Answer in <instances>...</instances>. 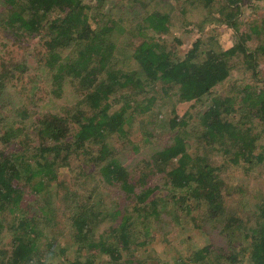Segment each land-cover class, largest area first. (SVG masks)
<instances>
[{
	"label": "trees",
	"instance_id": "1",
	"mask_svg": "<svg viewBox=\"0 0 264 264\" xmlns=\"http://www.w3.org/2000/svg\"><path fill=\"white\" fill-rule=\"evenodd\" d=\"M130 1L141 17L132 22L133 36L142 39L132 71L123 67L110 37L120 19L91 24L92 13L106 18L101 12L107 5L113 15L127 14L121 1L0 0V264H41L44 239L62 263L147 264L132 246L146 252L155 235L168 240L186 228L181 216L210 243L176 264H264V196L257 192L254 217L240 212L234 197L245 195L244 185L228 176L242 164L264 172V78L258 68L264 65V19L240 32L238 17L250 0H222L219 9L216 0ZM179 8L181 26L195 25L202 36L229 26L238 42L224 50L216 36H201L178 59L155 37L173 31ZM34 41L39 47H31ZM30 50L33 70L18 60ZM234 58L252 78L215 93L229 81ZM45 81L53 100L73 97L62 113L41 109L47 96L36 102ZM13 92L21 100L6 110ZM177 103H193L192 110L180 118ZM167 106L169 118L157 116L147 130L139 127L145 156L132 166L123 152L139 151L133 142L137 117ZM164 133L169 138L159 145ZM217 155L224 163L214 161ZM65 172L72 180L60 181ZM87 180L94 189L84 188ZM44 191L50 203L37 209L29 204ZM236 231L243 247L233 241Z\"/></svg>",
	"mask_w": 264,
	"mask_h": 264
},
{
	"label": "rangeland",
	"instance_id": "2",
	"mask_svg": "<svg viewBox=\"0 0 264 264\" xmlns=\"http://www.w3.org/2000/svg\"><path fill=\"white\" fill-rule=\"evenodd\" d=\"M121 1V4L127 8L126 13L127 14H121V15H113L112 14V5H107L104 9V12H101L103 17H106L105 19L96 18L94 17V13H92L91 17V24L93 28H97V22L99 20H107L109 18H119L120 24L115 32L110 36L112 38L113 42H116L118 44V54H120V60L123 61V67L127 69L128 71H132L135 69L136 63L131 60L132 55L134 54L135 48L140 45L142 42V39H134L133 33L136 32L137 25L132 22H139L137 21V18L140 19V12L139 9L132 8L133 3L130 0H115V3H118ZM149 1V0H147ZM87 4H90L89 2H86ZM222 0H216L215 9H219L221 7ZM94 5V4H92ZM135 13V15H132ZM183 19V14L181 12V8L175 10L172 17V23H173V31L170 32L169 35L166 36H156L155 41L160 43L162 47H164L168 52L175 53L177 55L178 59H183L185 56V53L190 50L193 47V44L196 42L197 39L201 38V34L199 33L198 27L195 25L191 26H181ZM264 19V0H250L248 5H245L242 11V14L240 17H238V21L241 23L240 32L247 33L250 31L251 22L256 20L257 23L261 24L262 20ZM255 22V21H254ZM195 26V27H194ZM208 33L204 34L202 36V39L204 41L208 37V35L216 36L217 43L220 44V46L224 50H228L229 48L233 47L238 42V36L235 35L234 30L232 28H229V26L222 25L221 27L218 26V28H210L207 30ZM165 41V43L163 42ZM257 44V38H253V40H250L247 45L250 48V50H254L256 48ZM38 46L37 41H34L31 44V47ZM41 47V45H40ZM32 50L25 52L22 56L18 57L19 62L24 65L28 66L32 70L36 68L37 61L33 57V54L31 53ZM125 60V62H124ZM233 68L231 72V76L229 78V81L225 83L223 87H217L215 89V93L219 92H226L230 91L234 87L238 88L239 84H242L243 82H247L252 78V71L246 69L245 67L240 68L241 63L238 62L236 58H234L230 63ZM260 71V76L264 78V65L259 64L258 66ZM47 86V81L43 82L42 84H39L38 86V96L35 97L36 102L38 101V97L41 95L47 96L46 90L44 89ZM50 86V85H49ZM48 86V87H49ZM44 87V88H43ZM49 89H47L48 91ZM49 93V92H48ZM117 94V93H116ZM50 95L48 94L46 100L41 106V109L43 108L44 111L48 112H60L67 108L69 105V102L73 99L71 95H67L65 99L63 98L62 101L53 100L51 97V101L48 99ZM21 100V95L17 92H13L10 99H8L6 104V110L8 109H14L17 107L19 101ZM139 100H142V97H139ZM173 101H176V98L173 99ZM22 103V102H21ZM193 103H177L175 106V110L178 114V116L181 118L185 115L186 112L191 111ZM8 114V113H7ZM11 112L9 113V115ZM13 115V114H12ZM171 115V110L167 107H163L161 109V113H159V110H155L151 113H148L144 116H138L136 122L134 123V131H133V142L137 144L139 147V151H129L124 150V155L127 156L128 161H130L131 165L136 166L138 162H141L143 157L145 156V143L142 141L143 135L139 133L140 130H147V127L150 125L149 122L153 123L155 118L159 116L160 118H169ZM147 124H149L147 126ZM159 125V123H158ZM143 127V129L139 130V127ZM152 128V127H151ZM192 128V127H191ZM159 131V128L157 129ZM169 138L168 133H164L159 137V145L166 144L167 140ZM115 142L120 143L118 140H115ZM193 144V150L196 148L194 141L191 142ZM262 143L260 142V145ZM118 145V144H117ZM81 160V159H80ZM214 161L216 163H224L223 158L221 155H217V157L214 158ZM78 161H75V165H78ZM228 176L233 181L234 185H240L243 183L244 185V192L245 195H237V197H234V199L238 202V206L240 208V212L246 211V213L252 217H254V212L256 210V205L258 202V199L256 197L257 192L261 194V196H264V172L263 168L259 165L257 166H245V165H238L233 166L231 169L228 170ZM60 181L66 180H72L70 176V172H65L60 174ZM87 184V185H86ZM86 184L84 185L85 189H94L95 183L92 181H86ZM51 192L49 194H53L55 191V188L50 189ZM101 191L98 192L97 198H101ZM47 191H44L40 195H38L37 199H28L29 204L33 205L37 208L45 207L47 205V200H49V203L51 201L52 196L49 195ZM247 196V199H246ZM95 199V198H94ZM103 199L106 200V197L103 193ZM247 205V208L245 207ZM170 209H167L168 215L170 218L173 219V215L170 213ZM248 209H252L253 212H248ZM43 219V216L41 217ZM181 220L183 224L186 225V228L182 225L180 229L174 233H171L169 235L168 240H164L162 236H156V240L148 246V250L144 252V249L139 248V245L134 244L132 246L133 250L135 251V255L137 258L140 259H146L148 260L147 264H156L157 259L160 260V264H176V260L179 257L185 258L187 256H190L192 252H195L196 250L205 247L210 243L209 238L203 234V232L199 229L193 228V225L190 224V228L185 222L184 217L181 216ZM250 228V226L248 227ZM237 229V228H236ZM136 233V232H134ZM43 239V238H42ZM41 239V240H42ZM234 243L237 245V247H243L244 240L239 237L238 231L235 232V236L233 238ZM43 243H40L41 248L40 251L42 253L40 263L41 264H68L66 262L62 263L57 255H51L47 248H46V241L45 239L42 240ZM62 244H66L67 242L70 243L69 240L61 241ZM243 242V244H242ZM65 247V246H62ZM44 254V255H43ZM74 257V256H73ZM71 257V259H73ZM153 257V258H152ZM70 259V260H71ZM151 259L154 261L151 262ZM63 260V259H62Z\"/></svg>",
	"mask_w": 264,
	"mask_h": 264
}]
</instances>
